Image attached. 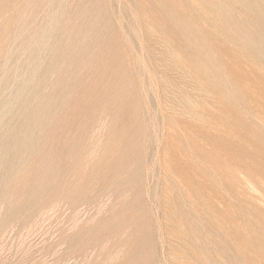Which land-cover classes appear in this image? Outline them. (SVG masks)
<instances>
[{
  "label": "rangeland",
  "instance_id": "obj_1",
  "mask_svg": "<svg viewBox=\"0 0 264 264\" xmlns=\"http://www.w3.org/2000/svg\"><path fill=\"white\" fill-rule=\"evenodd\" d=\"M0 264H264V0H0Z\"/></svg>",
  "mask_w": 264,
  "mask_h": 264
},
{
  "label": "bare ground",
  "instance_id": "obj_2",
  "mask_svg": "<svg viewBox=\"0 0 264 264\" xmlns=\"http://www.w3.org/2000/svg\"><path fill=\"white\" fill-rule=\"evenodd\" d=\"M195 4V3H194ZM210 16V15H209ZM165 48H166V46H165ZM168 56V55H167ZM177 56H179V55H177ZM178 59V58H177ZM189 77V76H188ZM193 81V80H192ZM199 82V81H198ZM197 84V83H196ZM198 85V84H197ZM179 91V90H178ZM180 104V103H179ZM184 110H186V109H184ZM248 184V183H247ZM262 204V203H261Z\"/></svg>",
  "mask_w": 264,
  "mask_h": 264
}]
</instances>
